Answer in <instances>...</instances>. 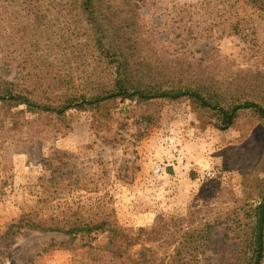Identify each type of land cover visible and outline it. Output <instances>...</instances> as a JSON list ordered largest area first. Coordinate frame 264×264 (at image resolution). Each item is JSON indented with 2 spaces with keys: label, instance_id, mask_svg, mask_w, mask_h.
Returning a JSON list of instances; mask_svg holds the SVG:
<instances>
[{
  "label": "rangeland",
  "instance_id": "obj_1",
  "mask_svg": "<svg viewBox=\"0 0 264 264\" xmlns=\"http://www.w3.org/2000/svg\"><path fill=\"white\" fill-rule=\"evenodd\" d=\"M199 1L138 0L143 37L163 57L214 54L221 77L238 70L264 72V15L254 16L255 46L239 36L177 37L183 25L190 26L191 7ZM17 11L15 3L0 2V45L21 37L13 29L20 23ZM5 55L0 54V75L23 78L25 70L5 66ZM28 118L35 122L11 127L1 138L0 264H79L80 240L35 230L2 237L24 214L92 222L108 217L129 230H149L170 217L184 229L211 223L213 244L199 264L231 261L242 247L237 236L251 235L248 217L264 192V126L251 113L222 130L214 111L188 98L117 99L100 111H68L63 119ZM58 153L66 154L68 164L62 178L49 167ZM52 185L61 193L43 204ZM106 242V234H99L94 244Z\"/></svg>",
  "mask_w": 264,
  "mask_h": 264
},
{
  "label": "trees",
  "instance_id": "obj_2",
  "mask_svg": "<svg viewBox=\"0 0 264 264\" xmlns=\"http://www.w3.org/2000/svg\"><path fill=\"white\" fill-rule=\"evenodd\" d=\"M0 2L18 6L20 23L13 29L21 34L19 40L4 39L0 54H6L9 69L26 71L21 79L0 75V151L1 138L11 127L18 130L35 122L28 115L63 119L68 111H100L117 99L149 103L188 98L214 111L222 130L235 126L245 112L264 126V72L238 70L221 77L214 54L199 59L161 56L143 37L138 0ZM191 8L192 22L183 25L177 37L184 34L194 41L239 36L256 45L251 38L254 16L264 15V0H201ZM63 157L65 153H58L49 163L60 178L68 166ZM50 188L54 190H46L43 204L61 193L57 185ZM248 218L251 235L237 236L242 247L222 264H264V192ZM213 227L210 223L199 230L184 229L170 217L149 230H129L108 217L92 222L77 216L24 214L2 237L35 230L62 234L72 243L80 240L79 264H199L213 244ZM99 234L107 239L101 246L94 244Z\"/></svg>",
  "mask_w": 264,
  "mask_h": 264
},
{
  "label": "built area",
  "instance_id": "obj_3",
  "mask_svg": "<svg viewBox=\"0 0 264 264\" xmlns=\"http://www.w3.org/2000/svg\"><path fill=\"white\" fill-rule=\"evenodd\" d=\"M180 158V157H179ZM181 160H182V158H181ZM181 160L179 159V162H181ZM161 170V168L160 169H158V171H160Z\"/></svg>",
  "mask_w": 264,
  "mask_h": 264
}]
</instances>
